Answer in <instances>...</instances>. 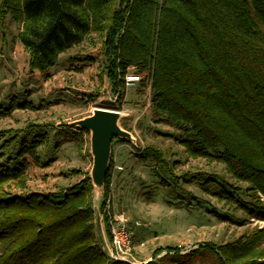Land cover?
Listing matches in <instances>:
<instances>
[{
  "label": "trees",
  "instance_id": "1",
  "mask_svg": "<svg viewBox=\"0 0 264 264\" xmlns=\"http://www.w3.org/2000/svg\"><path fill=\"white\" fill-rule=\"evenodd\" d=\"M9 15L21 24L18 38L31 69L44 70L89 33L101 34L106 75L119 102L127 73L141 74L140 84L149 80L158 120L181 130L190 155L224 163L247 183L251 199L228 181L215 194L264 220V0H0V20ZM28 104L0 107V117ZM32 126L39 132L29 137ZM46 136L35 123L0 129V185L23 186L31 159L40 162L37 151ZM137 153L179 181L156 145ZM93 197L88 174L66 189L0 190V264H116L96 239ZM204 251L216 254L220 264H264V227L234 243L207 244Z\"/></svg>",
  "mask_w": 264,
  "mask_h": 264
},
{
  "label": "rangeland",
  "instance_id": "2",
  "mask_svg": "<svg viewBox=\"0 0 264 264\" xmlns=\"http://www.w3.org/2000/svg\"><path fill=\"white\" fill-rule=\"evenodd\" d=\"M20 29L21 24L10 15L0 20V107L29 104L0 117V129H22L35 123L42 125L47 136L37 151L40 162L31 159L23 186L20 181H6L0 185L1 191L25 194L66 189L84 175L91 178V132L70 122L92 114L95 107H123L128 110L119 124L131 131L136 141L115 137L113 142V154L123 169L113 174L112 206L130 220L145 223L136 230L135 264H220L216 254L204 251L207 244L234 243L264 227V220L250 218L234 201L221 200L215 194L220 183L228 181L243 187V199H251L247 183L237 181L224 163L190 155L181 141V130L158 120L150 101L149 80L126 87L119 102V93L112 91L106 75L101 34L89 33L62 52L54 65L39 70L29 66V52L18 38ZM38 128L32 126L28 136L38 133ZM147 144L163 151L179 181L154 161L138 156ZM9 155L14 158L15 152L8 151ZM199 172L206 176L191 179ZM102 194L94 189L96 239L110 256L113 248L105 211L109 204L102 208ZM259 196L264 202V195Z\"/></svg>",
  "mask_w": 264,
  "mask_h": 264
},
{
  "label": "water",
  "instance_id": "3",
  "mask_svg": "<svg viewBox=\"0 0 264 264\" xmlns=\"http://www.w3.org/2000/svg\"><path fill=\"white\" fill-rule=\"evenodd\" d=\"M121 111L117 108L95 107L93 113L70 122L72 126L91 132L90 149L93 155L91 179L94 189L105 191V177L113 153V138L136 141L133 133L119 124Z\"/></svg>",
  "mask_w": 264,
  "mask_h": 264
},
{
  "label": "built area",
  "instance_id": "4",
  "mask_svg": "<svg viewBox=\"0 0 264 264\" xmlns=\"http://www.w3.org/2000/svg\"><path fill=\"white\" fill-rule=\"evenodd\" d=\"M142 81V75L136 72H129L126 74L125 84L126 87L136 85ZM116 100V99H115ZM121 111V116L127 114L125 111L128 109L117 107ZM114 155V154H113ZM114 165L112 171V178L110 182V192L106 199V202L109 204V208L113 205V174L116 170H122L123 166L117 164L116 155H114ZM107 209L106 222L108 227V233L110 235L113 252L110 253V260L112 262L128 261L133 264V253H134V243L136 238V230L138 227L144 226L145 223L138 219L130 220L125 213L117 211L114 208ZM110 264V263H108Z\"/></svg>",
  "mask_w": 264,
  "mask_h": 264
},
{
  "label": "crops",
  "instance_id": "5",
  "mask_svg": "<svg viewBox=\"0 0 264 264\" xmlns=\"http://www.w3.org/2000/svg\"><path fill=\"white\" fill-rule=\"evenodd\" d=\"M112 208H113V206H112ZM135 240H136V238H135Z\"/></svg>",
  "mask_w": 264,
  "mask_h": 264
}]
</instances>
